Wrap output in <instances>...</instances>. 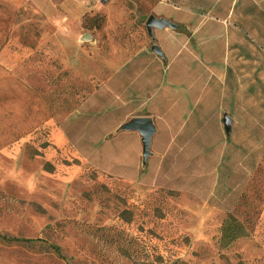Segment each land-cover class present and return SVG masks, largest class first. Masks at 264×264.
<instances>
[{
  "label": "rangeland",
  "instance_id": "1",
  "mask_svg": "<svg viewBox=\"0 0 264 264\" xmlns=\"http://www.w3.org/2000/svg\"><path fill=\"white\" fill-rule=\"evenodd\" d=\"M175 7L0 0V264H264V56Z\"/></svg>",
  "mask_w": 264,
  "mask_h": 264
},
{
  "label": "crops",
  "instance_id": "2",
  "mask_svg": "<svg viewBox=\"0 0 264 264\" xmlns=\"http://www.w3.org/2000/svg\"><path fill=\"white\" fill-rule=\"evenodd\" d=\"M175 2L177 5L175 7L176 11H174L175 21L180 19L179 21L191 24L193 28L195 27L193 36L196 37L198 31L199 35H201L203 33L201 31L202 27L208 25L210 37L206 36L205 41L207 43L215 41L220 44L221 50L225 52L223 54V63L227 70H234L235 68L231 64L238 60V55L234 54L237 46V36H242V40L248 44L249 51L252 52L250 58L253 61L256 62V57L264 56V0H175ZM182 10L183 13L188 14V19H186L185 15L182 16ZM198 13L200 15L199 19L197 18ZM155 14L161 15V13L156 12ZM164 16L171 17L169 15ZM167 27L155 28L160 31L159 33L157 32L160 36H164V29H167ZM193 36H191L190 42ZM97 48L100 50L101 46L97 45ZM213 54L212 51L208 53L210 56ZM101 57L115 71L123 69L125 61L123 58L119 61L104 54ZM206 60V62H212L209 57ZM257 62L261 64V61L257 60ZM211 69L214 70L215 68L211 67ZM230 78L231 76L227 74L225 82L230 80Z\"/></svg>",
  "mask_w": 264,
  "mask_h": 264
},
{
  "label": "water",
  "instance_id": "3",
  "mask_svg": "<svg viewBox=\"0 0 264 264\" xmlns=\"http://www.w3.org/2000/svg\"><path fill=\"white\" fill-rule=\"evenodd\" d=\"M172 23L167 19H159L155 16H150L147 25L150 29L152 26L155 27H165L169 26ZM92 36L89 33L84 34L85 39H90ZM130 127L136 128L142 132L143 135V141L145 143V146L147 147L149 145L150 139L152 137L153 133V126L151 123V120L149 118H136L129 124Z\"/></svg>",
  "mask_w": 264,
  "mask_h": 264
},
{
  "label": "trees",
  "instance_id": "4",
  "mask_svg": "<svg viewBox=\"0 0 264 264\" xmlns=\"http://www.w3.org/2000/svg\"><path fill=\"white\" fill-rule=\"evenodd\" d=\"M242 235V225L239 221L234 218H228L222 225V234L220 242L222 245L227 246L235 241ZM15 241L24 242L20 238H14Z\"/></svg>",
  "mask_w": 264,
  "mask_h": 264
}]
</instances>
